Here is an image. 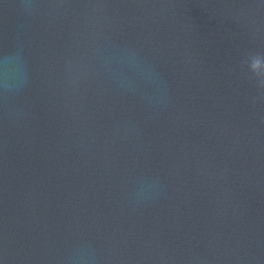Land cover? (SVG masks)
<instances>
[{
	"label": "water",
	"instance_id": "1",
	"mask_svg": "<svg viewBox=\"0 0 264 264\" xmlns=\"http://www.w3.org/2000/svg\"><path fill=\"white\" fill-rule=\"evenodd\" d=\"M0 264H186L162 0H0Z\"/></svg>",
	"mask_w": 264,
	"mask_h": 264
},
{
	"label": "clouds",
	"instance_id": "2",
	"mask_svg": "<svg viewBox=\"0 0 264 264\" xmlns=\"http://www.w3.org/2000/svg\"><path fill=\"white\" fill-rule=\"evenodd\" d=\"M249 66L253 72L259 73V71L264 68V57L260 54L251 55ZM259 83L261 87H264V79H261Z\"/></svg>",
	"mask_w": 264,
	"mask_h": 264
}]
</instances>
